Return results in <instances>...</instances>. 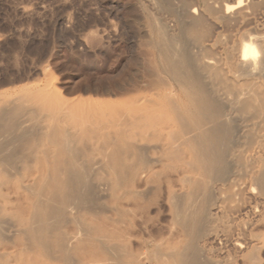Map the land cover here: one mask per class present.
Wrapping results in <instances>:
<instances>
[{"label":"bare ground","instance_id":"obj_1","mask_svg":"<svg viewBox=\"0 0 264 264\" xmlns=\"http://www.w3.org/2000/svg\"><path fill=\"white\" fill-rule=\"evenodd\" d=\"M126 13L138 94L0 99V264H260L264 0Z\"/></svg>","mask_w":264,"mask_h":264},{"label":"rangeland","instance_id":"obj_2","mask_svg":"<svg viewBox=\"0 0 264 264\" xmlns=\"http://www.w3.org/2000/svg\"><path fill=\"white\" fill-rule=\"evenodd\" d=\"M129 2L0 0V99L22 84L68 100L138 94L145 48L129 34Z\"/></svg>","mask_w":264,"mask_h":264}]
</instances>
